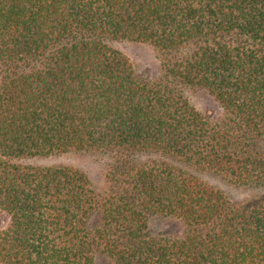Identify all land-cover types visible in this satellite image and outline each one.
Masks as SVG:
<instances>
[{"label": "trees", "instance_id": "trees-1", "mask_svg": "<svg viewBox=\"0 0 264 264\" xmlns=\"http://www.w3.org/2000/svg\"><path fill=\"white\" fill-rule=\"evenodd\" d=\"M114 41L151 46L158 75ZM263 145L264 0H0V264H264ZM82 152L108 159L104 189L20 163ZM198 173L262 193L235 203Z\"/></svg>", "mask_w": 264, "mask_h": 264}, {"label": "rangeland", "instance_id": "rangeland-1", "mask_svg": "<svg viewBox=\"0 0 264 264\" xmlns=\"http://www.w3.org/2000/svg\"><path fill=\"white\" fill-rule=\"evenodd\" d=\"M111 45L129 57L135 67L138 77L154 78L160 71V62L154 49L145 44L130 41H114ZM189 102L202 114L221 118L223 110L217 101L206 91L187 88L184 91ZM264 147V145H263ZM33 167H73L85 172L98 190L106 185V170L109 163L106 157L93 153L56 154L48 157L25 158L20 162ZM199 177L213 187L222 190L235 203L246 201L262 190L252 187H240L223 177L211 173H198ZM7 218L0 215V227L6 226ZM99 224V217L95 215L90 222L92 227ZM150 228L154 235L179 237L185 232L181 222L166 217H154L150 221ZM97 264H111L105 256L98 254Z\"/></svg>", "mask_w": 264, "mask_h": 264}]
</instances>
